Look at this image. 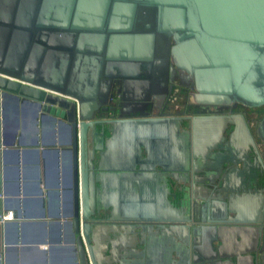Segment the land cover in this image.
<instances>
[{
	"label": "water",
	"instance_id": "95a60500",
	"mask_svg": "<svg viewBox=\"0 0 264 264\" xmlns=\"http://www.w3.org/2000/svg\"><path fill=\"white\" fill-rule=\"evenodd\" d=\"M4 1L7 4L2 6L11 11V2ZM34 3L35 0H17L19 19L13 28L17 36L7 34L10 27L0 23V57L4 58L0 59V149L6 135L18 138L16 146L29 150L34 164L27 178L25 173L19 177L39 183L38 187L43 184L40 162L46 168L47 153L54 155L55 165L68 171V214L59 217L69 221L55 226L56 241L49 233L47 240L30 245L58 242L60 236L67 235L64 243L72 248L75 264H101L94 255L91 238L101 221L97 219L100 211H108L104 221L128 223L132 232L138 234L155 226L164 227L167 204H161V200L172 195L170 179L192 187L191 203L187 197V204L179 205L177 229L191 231L197 238V228L182 225L200 223L194 182H213L221 170V161L217 155L216 164L208 166L216 175L189 183L188 175H183L188 172L189 158L195 174L208 168L202 163L204 156L223 149L221 139L231 126L230 138L242 135L262 161L255 137L263 143L264 150V113L252 130L245 116L233 110L237 106L264 108V0H40L34 5V15L40 7L38 18L42 21L36 23L33 15L32 19L28 16L31 12L27 11V15L22 9ZM25 14L27 17L22 20ZM10 41L16 42L17 48H11ZM158 45L169 47L170 60L159 59ZM162 65L169 68L167 82L173 80L174 74L183 75L192 83L194 106L210 111L177 117L169 107H162L160 101L166 95L150 89L161 81ZM140 81L146 82L145 96L135 97L131 87ZM112 91L119 96L112 95ZM6 98L14 101L11 131L2 125ZM109 103L117 107L122 118L103 119ZM132 103L144 108L140 114L124 116L123 107ZM148 104L162 110L152 114ZM222 109L228 113L219 114ZM31 120H48L65 128L66 134L63 132L58 138L57 148H21L30 144L24 141L23 131L28 130L27 122ZM143 150L145 156L141 154ZM4 155H9L7 149ZM26 161L22 159L23 163ZM54 161L49 165L53 166ZM151 175L163 182L159 192L163 218L159 219L155 209L141 202L139 195L146 197L144 189L138 193L134 188ZM43 177L46 196L54 200L59 191L50 193L48 189L59 185H47L45 171ZM98 183L102 185L103 199L98 197ZM39 191L42 192L38 189V194ZM11 194L0 193L3 264H11L9 251L17 244L29 245L23 244L28 240L23 239V227L18 221L23 214L14 211V201L5 204ZM15 195L18 197V192ZM39 212L35 216L42 217L44 212ZM4 213H11V218H5ZM187 213L190 218L182 219ZM215 220L208 223L219 219ZM11 225L15 238L9 236L7 227ZM41 235L45 236L44 232ZM192 244L195 247L197 241ZM113 264L126 263L116 260Z\"/></svg>",
	"mask_w": 264,
	"mask_h": 264
},
{
	"label": "crops",
	"instance_id": "0c3cea01",
	"mask_svg": "<svg viewBox=\"0 0 264 264\" xmlns=\"http://www.w3.org/2000/svg\"><path fill=\"white\" fill-rule=\"evenodd\" d=\"M9 26L10 25H6ZM12 28H14L12 26ZM11 48H17L16 42L10 41ZM44 63V62H43ZM30 126L26 135L34 134L38 131L36 142L39 146L26 145L21 148H40L41 150L55 149L58 147L59 139L56 137L58 127L54 125L56 131H51V127L40 125L38 122L28 121ZM186 127V126H185ZM42 128V129H41ZM46 129L47 135L41 136L39 133ZM44 129V130H45ZM233 127L223 134L220 144L223 149L212 150V154L202 162L204 166H214L217 162L215 157L219 155V165L221 170L217 178L209 183H195L194 203L201 207L197 210L196 217L201 219V227L197 238L191 231L179 230L180 225L179 205L191 203V185L188 183L176 184L170 179V193L161 200V204H167L166 219L164 227L155 226L154 229L144 232H126L121 223L114 221V230H108L101 235V246L97 239L92 237V247L96 248L98 257L106 259L115 258L123 260L126 264L140 262L141 264H264L262 254L264 252V150L263 143L256 139L255 143L260 153L262 161L258 160L256 153L250 145L243 139L242 135L234 134L230 138ZM204 136V135H203ZM145 156L144 150L141 153ZM49 158V157H48ZM54 155H51V159ZM200 158V157H198ZM230 159L235 163H231ZM227 161V163H226ZM218 164V163H217ZM190 172H186L187 176ZM202 177H211L217 172L213 168H203L200 173ZM224 179V180H223ZM193 181L189 180V183ZM60 184V183H59ZM98 197L104 198L102 185ZM136 192L144 189L146 197L139 195L141 202L150 208L155 209L156 219L163 218L159 209V192L163 188L160 178L156 179L152 175L144 181L134 185ZM186 188L185 191L183 189ZM178 189V192H177ZM188 189V190H187ZM49 190V189H48ZM62 189V194H63ZM112 193H115L112 190ZM46 201L48 200L47 196ZM109 195H107V198ZM18 198H21L18 197ZM166 202H163L164 200ZM223 206L225 210L223 211ZM6 215V213H4ZM182 219H189L190 214L182 215ZM52 217L44 214L41 220V232H44L45 239H48L50 220ZM50 219V220H49ZM218 222L208 223L209 220ZM159 225V223H158ZM188 226L186 223H182ZM192 225V224H190ZM201 229V230H200ZM30 235H39L37 229H32ZM55 234H52V236ZM141 235V236H137ZM135 236L140 242L135 244ZM35 237V236H34ZM3 234L0 231V250H2ZM134 241V242H133ZM142 241V242H141ZM197 241L194 245L192 242ZM94 242V243H93ZM26 247V249H24ZM197 248L198 250L194 249ZM139 253L138 258L129 253ZM11 264H75L72 248L69 244L59 240L50 244L21 245L17 244L11 249ZM2 254V253H1ZM0 260L4 263L3 255ZM194 257L197 261H194ZM23 261V262H22Z\"/></svg>",
	"mask_w": 264,
	"mask_h": 264
},
{
	"label": "flooded vegetation",
	"instance_id": "af4514ba",
	"mask_svg": "<svg viewBox=\"0 0 264 264\" xmlns=\"http://www.w3.org/2000/svg\"><path fill=\"white\" fill-rule=\"evenodd\" d=\"M39 1L40 0H35V3L33 4L32 7H26L27 9L25 7L22 8L24 10L23 12L26 13V14H27V11L31 12V14H29V15L27 14V15L31 19H32V15H33L35 23L42 21V20H40L38 18V13H40V10H41L40 7L38 9V13L36 15H34V8H35L34 5H37V2H39ZM6 2H9V3L11 2V8L12 9L10 11L9 9H7L6 6H2V4L6 5L7 3H5L4 0H0V23H2L3 25H10L11 31L10 32L7 31V34L10 33L11 35L14 34V36H17L16 35L17 31L12 28V26L14 28H16V26H17L16 23H17V21L19 19L18 18L19 13H18V8H17L18 7L17 6V0H6ZM27 5H29V4H27ZM67 5H68V3L65 4V7ZM63 7H64V5H63ZM43 10L44 9H42V11ZM26 14L24 15V18L22 16V20H24L27 17ZM44 21H45V19H44ZM2 33H4V32H2ZM8 36H10V35H8ZM6 49H7V47H6ZM156 53H157V55H160L159 59L164 60V61L165 60L168 61V59L170 60L169 47L168 46L165 45V47H163V45H160V46L158 45ZM2 57H3V55H1L0 59L3 60L4 58H2ZM163 65L161 67L162 69L160 70L161 72L159 71L160 78L162 77L161 81H159L157 83L155 82L156 84L152 88H150V89H153L156 93H163V94L166 95L164 100L160 101L161 104H162L161 105L162 107L163 106L164 107H169L170 111H171V114L173 116H177V117H190V116H194V115H204L205 113H207V111H210L209 110L210 108L208 110H206V112H205V110L203 108H201V107L198 108V106H194V104L192 102V96H193V92H194L193 87H192V83H191L190 80H186L183 75L180 76L179 74H176V75L174 74L173 75V80L167 82L166 80H167L168 75H169V73H168L169 68H168V66L165 67ZM161 74H162V76H161ZM145 83L146 82H141L140 81V82H137L134 85V87L133 86L131 87V89L134 91L133 92L134 93L133 96H135V97L136 96L137 97H139V96L140 97H144L145 96L144 92H146V88H145V90L143 88L144 87L143 85ZM122 92L123 91L121 90V94H122ZM114 94L116 96H119V94H116V93H114L112 91V95H114ZM182 97H183V99H182ZM180 100H181V102H180ZM136 104H138V103L126 104L125 107H123L124 116H125V114H129V113L140 114V110H142V108H144V106H140L139 107V105H138V107H137ZM158 106H160V103H159ZM147 107H148V111H150L152 114L153 113L159 114L160 111L162 110V108L158 109V107L157 108H155L154 106L152 107V105H150V104H148ZM106 108H107V112L104 113V118H103L104 120L115 121L117 119L122 118V117H120V112L116 111L117 110L116 106L112 107V104L109 103L106 106ZM222 113L223 114H227L228 111L225 110V109L224 110L222 109L221 111H219V114H222ZM233 113H242L245 116V118L248 120L249 125L252 128V130H253L254 127H255V124L257 123L259 118L263 115L264 108L251 110V109H248V108H245V107L237 106L233 110ZM184 124L186 126L187 122H185ZM189 160H190L189 169H188V172H190V174H188L189 180L194 182V179L198 178V181H202L203 180L202 175L200 173L195 174L193 172V166H192V162H191L192 158L190 157ZM65 171H66V168H65ZM185 177H187V176H185ZM59 183H60L59 184L60 190L62 191L63 187H67V185H68L67 177H63L62 180H59ZM199 183L200 182H198L196 184H199ZM64 191H66V190H64ZM94 195H95L94 198L96 199L97 193L95 192ZM62 196H63V198H62L63 202H65L66 199H67V194L65 196L63 194ZM61 197H59L57 195V196L54 197L53 201L58 199L59 202H61V200H62ZM66 206H67V204H66ZM200 208L201 207H199L198 209L201 210ZM107 215H108V211H104V212L100 211V215L97 217V219H100L101 221L97 225V229H95L93 231L92 235H91L93 237L94 236V232H95V237L97 239V242H98L99 246H101V243H103V241L101 240V237H102L101 234L103 232L108 231V230H114V225H110L111 223L114 224L113 223L114 221H111V222L104 221V218L107 217ZM199 220H200V223L192 224L194 228L201 227V224H202L201 222L202 221H201V219H199ZM104 224H106L107 227L110 226V229L107 228V227L103 228L102 226ZM187 224L190 227L192 226V225H190L191 224L190 222L187 223ZM128 226H130V225H128V223H121V227H123L126 232L131 233L133 229H130V227H128ZM137 236H135V244H138L140 242V239ZM51 238H52V241H56L57 240V237L54 236V235ZM65 239H67V238H64V235L60 236V240L61 241L64 242ZM96 250H98V248H96ZM96 250L94 251V253H95L94 255H95L96 259H98V261L101 262V264H106L105 262H107V264H113L115 262V258L114 259L111 258V259L108 260V259H106V257H98L97 253H96ZM129 254H132L133 256H135L136 259L139 256L138 251L137 252H133V253H129Z\"/></svg>",
	"mask_w": 264,
	"mask_h": 264
},
{
	"label": "rangeland",
	"instance_id": "374dc122",
	"mask_svg": "<svg viewBox=\"0 0 264 264\" xmlns=\"http://www.w3.org/2000/svg\"><path fill=\"white\" fill-rule=\"evenodd\" d=\"M182 99H183V97H182ZM181 100H180V102H181ZM40 125H42V127L43 126L46 127V126L50 125V122L47 120L45 122L40 123ZM27 126H28V124H27ZM57 127L59 128L58 133L56 135L57 138H59L60 135H63L62 132H64L66 134L65 128L63 126L58 125ZM29 129H30V126H28V130L25 131V134H23V139L25 142L30 143L29 145H33V144H35V143H33V141L37 140V136L35 137V135L38 134V131L35 132L34 134L26 135V133L29 131ZM44 129L45 128H43V130L39 133V135H41V136L47 135L46 129L45 130ZM60 130H62V131H60ZM17 139L18 138H15L12 135H6L3 138V143H4V147H5V148L4 147L3 148L7 149V151L9 152V155H4V149L3 148L0 149V193L3 195V194H5V192H7V194L18 192L19 197L21 196V198H18L19 201L15 202V204L13 205L12 208L14 209V211L23 214L22 218H18V221L20 223L19 226L21 229L23 227V232H24V236H25L26 240L31 241L28 238H29V236H31L30 232L32 230V227H35L37 229L39 235H41V233H42L41 229H40L41 227H39V226L41 225V220L43 221V219H42L43 216L38 217L35 215H28L27 211L30 210L32 212H36V211H38V209H39V211H40V209H42V213L44 212L43 214H48L47 212H48L49 208L51 207V209L56 211V216L52 217L51 220L49 219L50 225H52L51 229L54 230L55 226L61 227L60 225L69 221L67 219L62 218L61 216L59 217V215H62L63 210H65V212H66L67 202L66 201L65 202H63V201L59 202V200L56 199L55 203H53V200L48 199L46 201V197L43 196V195L46 196V188H45V182H44L43 174H44V171L47 174V170H48L47 168H49V163L54 161L53 159H47L46 168H45V165L42 162H40V168H41V174H42V183H43L41 185V187H38L39 183L30 182L29 179H26L25 181L21 180L19 175L22 176L24 173L29 175L30 170L32 169L30 167V165L24 166L22 159L23 158L30 159V158H32L33 155L30 153L29 150H21L19 147H17L16 146V140ZM33 146H39V143H37ZM39 149L40 148L38 147V150ZM54 166L58 167L55 165V161H54ZM57 171L54 170V173H53V177L55 176L56 179L52 180L53 177L50 178V180H49L50 183L52 182V183L58 184L57 175L60 177L59 180H62L63 177L68 176L67 169H66V171L62 170V173L58 169H57ZM5 176L8 177L7 181L5 179ZM38 189H41V191H42L41 193L39 191V194H38ZM57 189L58 188L50 189L49 191H50V193H55L57 191ZM63 189L67 190V187H63ZM24 191H27V192L31 191L32 193L34 192L36 194V198H34L32 196V194L25 196L23 194ZM63 194L65 196L66 191H63ZM62 198H63V196L61 197V199ZM39 235H35V236H37V238H38ZM9 236L12 238H15L17 235L15 234V232L13 230L10 232ZM20 236H22V231H21ZM64 238H68L67 235H64Z\"/></svg>",
	"mask_w": 264,
	"mask_h": 264
},
{
	"label": "bare ground",
	"instance_id": "6f19581e",
	"mask_svg": "<svg viewBox=\"0 0 264 264\" xmlns=\"http://www.w3.org/2000/svg\"><path fill=\"white\" fill-rule=\"evenodd\" d=\"M6 104H5V107H4V111H3V117H4V120L2 121V125H3V128L6 130V131H11L13 128H14V122H13V118H12V113H13V110H12V105H13V103H14V101H13V99H11V98H6ZM50 127H51V131H54V130H56L55 129V127H54V125H52V123H50ZM23 133H25L24 131H23ZM48 154V157H49V159H51V155H52V153H47ZM30 161V162H29ZM24 165H34V164H32V162H31V159H28V161H26V162H24L23 163ZM58 170H60V172L62 173V170L64 169L61 165H59L58 167H55L54 165L52 166H50L49 165V168H47L48 170H47V185H52V184H54V183H50V178H52L53 177V173H54V170H56L57 171V169ZM65 171V170H64ZM58 172V171H57ZM59 172V173H60ZM32 177V176H31ZM25 178H27V176H26V174H25ZM33 179V178H32ZM54 179V177L52 178V180ZM59 179H60V177L57 175V181H58V185H59ZM34 180V179H33ZM50 189H55L54 187H50L49 188V190ZM58 191H59V193H58V196L59 197H61L62 196V191L60 190V186H59V188L57 189ZM24 194H25V196H28L29 194H32V196L34 197V198H36V194L33 192H31V191H24ZM23 195V194H22ZM19 197V196H18ZM18 197H16V195H15V193L13 194H11L10 195V197H8L7 199H5V204L7 205V204H9V205H11V203H13L12 201H14V203H15V201L16 202H18L19 200H18ZM50 199V198H49ZM61 201H63V199L61 200ZM53 203H54V201H53ZM65 212V210H63V212H62V214H64V215H67L68 214V211L66 210V212ZM27 213H28V215H39L40 214V212H39V209H38V211H36V212H32V211H27ZM48 214H56V211L55 210H53V209H51V207L49 208V210H48ZM52 227H50L49 228V233H51V235L52 234H55V230H53V229H51ZM7 229L9 230V233L11 232V231H13L12 229H14V226L13 225H11V226H8L7 227ZM32 229H35V227H32ZM29 236V235H28ZM35 235H31V236H29V238L28 239H30L31 241H29L28 240V242H24L23 244H31V243H33V242H37V241H39V240H41V239H44L45 238V236L44 235H39L38 236V238H37V236H35ZM23 239L24 240H26V238H25V236L23 237ZM19 244H21V243H19ZM23 262V261H22ZM26 264V263H25Z\"/></svg>",
	"mask_w": 264,
	"mask_h": 264
},
{
	"label": "built area",
	"instance_id": "2783aa9c",
	"mask_svg": "<svg viewBox=\"0 0 264 264\" xmlns=\"http://www.w3.org/2000/svg\"><path fill=\"white\" fill-rule=\"evenodd\" d=\"M4 217H5V218H7V217H8V218H11V213H8V215H7V214L4 215Z\"/></svg>",
	"mask_w": 264,
	"mask_h": 264
}]
</instances>
